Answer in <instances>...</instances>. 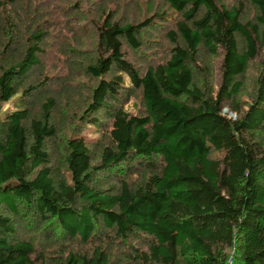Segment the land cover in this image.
Wrapping results in <instances>:
<instances>
[{"label":"trees","instance_id":"trees-1","mask_svg":"<svg viewBox=\"0 0 264 264\" xmlns=\"http://www.w3.org/2000/svg\"><path fill=\"white\" fill-rule=\"evenodd\" d=\"M165 1L179 14L171 48L145 70L124 49L142 47L153 18L97 7L96 53L71 58L95 84L84 110L101 133L91 145L78 132L61 140L60 96L43 91L48 78L30 79L43 24L19 44L25 6L0 0V111L14 102L0 115V264H38L48 251L55 264H264V57L247 108L240 99L264 49V0H247L252 16L242 2ZM219 49L214 95L198 64ZM137 92L134 114L124 104Z\"/></svg>","mask_w":264,"mask_h":264},{"label":"rangeland","instance_id":"rangeland-1","mask_svg":"<svg viewBox=\"0 0 264 264\" xmlns=\"http://www.w3.org/2000/svg\"><path fill=\"white\" fill-rule=\"evenodd\" d=\"M19 1L23 4L21 6H25L20 12L22 23L19 22L17 27L19 32H21L19 36L22 39L19 44L23 45L32 28L41 23L43 25L40 27L45 28L48 33L42 45V63L38 69L32 72L30 79H35L34 77L38 74L42 79L48 78L43 91L60 96L61 105L59 111L56 112V120L61 140L78 132L92 145L101 133L96 131L92 125L85 123L84 110L86 102L89 100L91 87L95 84L81 70L74 67L75 65L72 64L71 58L75 55L76 58L83 59L86 55L89 56L96 53V26L101 23L97 7L105 3V6H107L106 11H112L116 15V18L123 21H142L147 18H153V25L150 24V26L141 31L142 47L139 49L126 47L124 49L126 58L142 70H145L149 64H156L167 58L171 42L167 38L166 32L175 27L179 14L172 10L165 0ZM223 1L229 5L242 2L245 5L246 14L248 16L254 14L247 0ZM8 5L10 4L6 3V6ZM33 9L35 11L40 10L37 14L39 21L32 20L34 14L31 11ZM156 12H163L165 21L155 17ZM1 37L0 35V46H2V41H5ZM222 56V49H219L216 55L202 52L200 64H198L207 66L205 67L206 71L204 75L199 77V82L203 87L213 88L214 95L221 81ZM262 57H264V49H260L258 56L250 62L248 71L244 77L245 84L240 94V99L244 104L251 102V96L254 93L257 77L260 73V61ZM125 80L126 84L130 83L127 75H125ZM43 91H40V94ZM68 93H70L71 97L69 100L67 99L68 96H66ZM141 100V95L137 92L135 96L125 101L124 108L130 113H138L142 108ZM35 102V100L32 101L34 105L37 104ZM246 104L244 108L248 107ZM2 107L0 115L5 110L13 109L14 102L4 103ZM224 113L234 116V113L229 112L228 108L224 109ZM100 117H102V114H100ZM102 119L104 120L105 118ZM105 120L106 124H110L109 118ZM93 150L95 154L96 149ZM53 255L54 252L48 251V255L44 256L43 260L39 261L38 264H55V260L52 258Z\"/></svg>","mask_w":264,"mask_h":264}]
</instances>
